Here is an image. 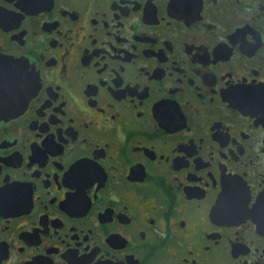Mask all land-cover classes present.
<instances>
[{"label": "flooded vegetation", "instance_id": "obj_1", "mask_svg": "<svg viewBox=\"0 0 264 264\" xmlns=\"http://www.w3.org/2000/svg\"><path fill=\"white\" fill-rule=\"evenodd\" d=\"M0 103V264H264V0H0Z\"/></svg>", "mask_w": 264, "mask_h": 264}, {"label": "water", "instance_id": "obj_2", "mask_svg": "<svg viewBox=\"0 0 264 264\" xmlns=\"http://www.w3.org/2000/svg\"><path fill=\"white\" fill-rule=\"evenodd\" d=\"M1 104V103H0ZM1 105H8V101H5L4 103H2ZM13 106H18V104H15V105H13ZM5 114V113H4Z\"/></svg>", "mask_w": 264, "mask_h": 264}]
</instances>
